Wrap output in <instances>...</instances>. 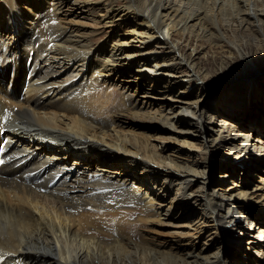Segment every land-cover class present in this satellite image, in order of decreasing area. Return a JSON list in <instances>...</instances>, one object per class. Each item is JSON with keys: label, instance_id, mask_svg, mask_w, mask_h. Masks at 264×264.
<instances>
[{"label": "bare ground", "instance_id": "bare-ground-1", "mask_svg": "<svg viewBox=\"0 0 264 264\" xmlns=\"http://www.w3.org/2000/svg\"><path fill=\"white\" fill-rule=\"evenodd\" d=\"M22 1L0 0V264H239L226 259L237 236L264 264V201L251 202L264 193L221 187L214 172L226 152L264 183V137L232 114L264 96L247 51L264 43V0ZM83 15L99 29L68 20ZM114 27L134 29L100 41ZM190 36L231 49L246 77L200 113L210 71L174 40ZM165 93L172 104L160 102ZM228 95L235 106L223 104ZM162 134L190 147L201 135L206 162L151 147ZM188 217L186 242L162 239ZM208 231L224 240L209 246Z\"/></svg>", "mask_w": 264, "mask_h": 264}, {"label": "rangeland", "instance_id": "rangeland-1", "mask_svg": "<svg viewBox=\"0 0 264 264\" xmlns=\"http://www.w3.org/2000/svg\"><path fill=\"white\" fill-rule=\"evenodd\" d=\"M25 2L26 1H22ZM127 13V12H126ZM125 13V15H126ZM65 16V15H63ZM73 19V20H72ZM135 14H129L128 16L124 17V20L126 24H134L136 22ZM68 20H72L74 22H78L77 24H73V27H76L78 29L83 30V32L87 33H93L96 31V29H99V26L96 25V21L92 19L91 17H86V15L82 16L81 18L77 19L75 17H71ZM81 22V23H79ZM85 23V24H82ZM83 25V26H82ZM82 26V27H80ZM96 28V29H95ZM134 29L133 27L129 29H125L128 32ZM106 30V29H104ZM123 27H114L113 30H108L104 34L102 38H100V41H103L104 39L112 36L113 32L117 31L121 35L129 34L127 31H125ZM101 30H99L100 32ZM250 34V33H249ZM95 34H92L93 36ZM130 35V34H129ZM132 36V35H131ZM264 38V37H263ZM261 38H258L257 41L254 42L252 46L247 47V51L251 53L250 55L253 56V59L256 61L257 67L259 68V71H254V73H251L252 76L255 78H261L260 84H259V91H261L264 94V43H261ZM175 42L180 44L183 48H185V52L188 55H191L195 58V61L200 65V70L202 72L208 70L210 71V76L207 78V82L209 83V88H205L204 91H206V94L211 93L209 96L203 97L202 101L199 102V113L202 112L204 109H208V107H211V105H217L220 103L218 101L214 102L212 98L219 99L220 96L224 93H230V88L232 87L231 80H241L246 79L245 73L244 76H242V72L238 71V66L241 63V60L239 56H237L235 53H232L231 49L228 48H221V49H213L210 47L209 43L206 41H199L195 37L190 36L189 39L186 37H180V38H174ZM259 48V49H258ZM222 51V52H221ZM166 52V51H165ZM231 54V55H230ZM224 61L231 62L233 66V72H227L225 69L221 70L222 64ZM223 72V73H222ZM233 74V76H231ZM235 74V75H234ZM252 76H249L247 78V82H250ZM236 77V78H232ZM195 85L191 84L189 86V90H194L193 93L187 94V98L189 100H196L198 98L199 94L196 93ZM130 89V88H129ZM136 89H133L135 91ZM136 92V91H135ZM137 95H142V91H138ZM229 96V95H228ZM155 97V96H154ZM165 97V100H164ZM173 98L168 95V93H165L162 96V100L160 102L162 103H168L172 104L171 100ZM225 106H235V97L229 96L225 98V102L223 103ZM220 104V105H223ZM223 108V107H221ZM226 108V107H225ZM233 108V120L237 122L240 119L244 120V125L249 127V131L254 133V135H262L264 137V96L260 98H250L248 102L240 108L232 107ZM236 110V111H235ZM226 111L223 108V112ZM213 111H211L212 113ZM188 121H192L191 117H186ZM133 131H137V133L140 132H150L147 131L146 127H136L131 128ZM205 133V132H204ZM153 134V133H152ZM164 134L153 136L151 138V147L158 146V150H165L167 154L171 155L172 157L179 158L182 160H196L201 163L206 162V158L202 155V149L204 148V144L202 141L201 135H191V137L188 138V141L192 143L191 145H194L193 147L190 146H184V144L181 142L182 140H176L173 139L172 136H165L168 137L167 139L161 138ZM210 136V135H209ZM155 137V138H154ZM158 137V138H157ZM208 137V134L206 135ZM161 138V139H160ZM204 138V137H203ZM223 152V151H222ZM215 164L219 166L218 170L215 169V175L216 180L220 182L221 187H228L229 190L238 189L239 191L241 189H246L249 191L250 195L255 193L256 196H260L264 193V183L261 179V172L254 167H246L242 163V161L232 159L231 156L228 153H217L215 154ZM175 170V168H173ZM223 173H226L227 177H221ZM165 178L161 180L165 184ZM145 185L147 188L154 189L153 185L150 183L143 182L141 183ZM152 185V186H151ZM193 190L197 191L203 187V181L200 178H196V180L193 182ZM180 187V186H178ZM176 186L175 189H178ZM177 191V190H176ZM217 196L220 195V191L216 192ZM264 201L260 199H252L251 202H253L255 205H261ZM243 208V205L239 206L238 211ZM175 213H177L175 211ZM181 217V214L179 215ZM184 216V214H183ZM193 217H188L187 219H180V223L184 226L183 229H177V228H167L166 230H163L162 239L164 240H170L172 243H184L187 240L185 237L181 235V233L187 232L188 236L192 235L193 232L189 231L187 228L188 222L192 221ZM260 226V225H259ZM208 229V228H207ZM213 231H208L206 233H203L202 242L207 243L209 246H213L214 243L218 244L221 242L220 237L216 236L212 233ZM194 236V235H193ZM196 237V236H195ZM192 239V237H190ZM248 237L237 236V242L235 244H229V251L231 250L232 256L231 258L226 257V259L232 260L239 264H262L261 257L259 255H256L255 252H250L249 247H251L247 243ZM237 244V245H236ZM241 247L239 251V257H237L236 247ZM251 249H253L251 247ZM233 257V259H232ZM225 259H223V264H225Z\"/></svg>", "mask_w": 264, "mask_h": 264}]
</instances>
